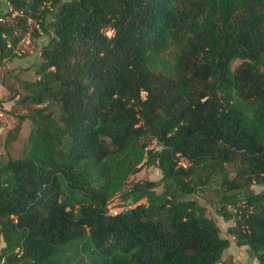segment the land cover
Listing matches in <instances>:
<instances>
[{
	"label": "trees",
	"instance_id": "obj_1",
	"mask_svg": "<svg viewBox=\"0 0 264 264\" xmlns=\"http://www.w3.org/2000/svg\"><path fill=\"white\" fill-rule=\"evenodd\" d=\"M12 13L48 43L18 100L23 155H0V264H227L188 197L214 181L264 264V0H0L2 58L22 39ZM143 166L162 178L124 190ZM119 193L135 206L111 216Z\"/></svg>",
	"mask_w": 264,
	"mask_h": 264
},
{
	"label": "rangeland",
	"instance_id": "obj_2",
	"mask_svg": "<svg viewBox=\"0 0 264 264\" xmlns=\"http://www.w3.org/2000/svg\"><path fill=\"white\" fill-rule=\"evenodd\" d=\"M4 9L6 12L8 5ZM37 17L39 18L40 14H37ZM5 20L15 28L16 34L22 39L15 47L13 56L2 58L0 55V155L4 161L8 158L17 159L23 155L31 131V123L28 119L21 122L20 116L29 113L33 106L19 104L18 100L20 95L26 93L24 84L38 78L36 68L42 61V49L48 43L47 35L41 31L40 21H36L35 18L27 14L12 13L7 15ZM109 35L112 36V32H109ZM240 63L236 61L233 68ZM145 142L149 149L159 148L156 141L145 140ZM228 169L231 172L230 177H233V168L228 166ZM161 178L162 173L157 167L143 166L129 177L126 184L132 186L147 181L158 182ZM252 189L259 193L264 191V185L254 184ZM203 190L188 197L206 207L207 215L217 222L222 236L230 240L231 246L225 252L224 261L227 264H257V260L251 255L247 246H237L236 239L230 231L235 221H226L217 212L218 200L224 188L218 181H214ZM156 191L161 192L162 187L158 186ZM108 204L122 207L124 202L118 201V195H116L109 200ZM3 245L1 241L0 247Z\"/></svg>",
	"mask_w": 264,
	"mask_h": 264
},
{
	"label": "built area",
	"instance_id": "obj_3",
	"mask_svg": "<svg viewBox=\"0 0 264 264\" xmlns=\"http://www.w3.org/2000/svg\"><path fill=\"white\" fill-rule=\"evenodd\" d=\"M143 95L145 96V93H143ZM130 186H125L124 190L126 188H128ZM118 195V201H121V203L123 202L122 200V196H121V193L117 194ZM135 205H131V204H123L122 207H115L114 205H111V204H108L107 206V210H108V214L111 215V216H116L120 213H122L123 211H127V210H130L132 207H134Z\"/></svg>",
	"mask_w": 264,
	"mask_h": 264
},
{
	"label": "crops",
	"instance_id": "obj_4",
	"mask_svg": "<svg viewBox=\"0 0 264 264\" xmlns=\"http://www.w3.org/2000/svg\"><path fill=\"white\" fill-rule=\"evenodd\" d=\"M249 248V247H248ZM258 264V263H257Z\"/></svg>",
	"mask_w": 264,
	"mask_h": 264
}]
</instances>
